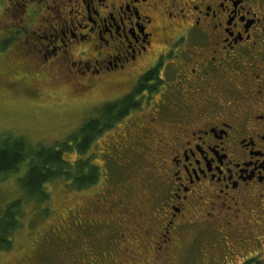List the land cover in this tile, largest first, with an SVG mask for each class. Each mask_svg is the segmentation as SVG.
<instances>
[{
	"label": "flooded vegetation",
	"instance_id": "af4514ba",
	"mask_svg": "<svg viewBox=\"0 0 264 264\" xmlns=\"http://www.w3.org/2000/svg\"><path fill=\"white\" fill-rule=\"evenodd\" d=\"M51 1L53 16L36 28L48 43L38 51L44 60L84 54L71 62L79 75L114 77L130 86L115 101L140 100L112 129L142 101L159 100L153 115L160 122L132 124L154 145L169 188L162 243L207 224L226 249L227 241L263 246L264 0ZM22 2L29 27L47 4ZM241 261L261 264L255 253Z\"/></svg>",
	"mask_w": 264,
	"mask_h": 264
},
{
	"label": "rangeland",
	"instance_id": "374dc122",
	"mask_svg": "<svg viewBox=\"0 0 264 264\" xmlns=\"http://www.w3.org/2000/svg\"><path fill=\"white\" fill-rule=\"evenodd\" d=\"M45 1L46 10L27 27L22 0H0V143L22 138L36 148L68 142L87 120L98 117L104 104L130 88L114 77L103 82L79 75V66L71 62L83 60L84 54L74 53L68 61L44 60L38 51L48 43L37 38L36 28L53 16L49 7H55ZM154 102L159 100L142 101V110L91 147L87 155L100 168L95 185L76 190L64 182L47 184L46 213L33 202L23 203V225L10 249L0 250V264H240L254 253L264 264V245L255 249L227 241V250L207 224L171 233L167 245L162 243L161 204L169 188L153 157L154 145L134 125L157 121ZM155 126V136L161 138ZM136 140L146 146L133 148ZM63 157L78 160L74 152ZM24 173L25 166L0 180L1 216L22 196L19 180ZM114 203L119 210L125 206L126 215Z\"/></svg>",
	"mask_w": 264,
	"mask_h": 264
},
{
	"label": "trees",
	"instance_id": "16d2710c",
	"mask_svg": "<svg viewBox=\"0 0 264 264\" xmlns=\"http://www.w3.org/2000/svg\"><path fill=\"white\" fill-rule=\"evenodd\" d=\"M132 98L106 103L100 108L98 117L87 120L68 142L57 143L54 147L32 148L22 138H7L0 143V180L18 173L25 166V173L19 180L22 196L0 215V250L10 249L13 235L22 227L24 202H33L40 212L46 213L47 184L64 182L68 187L81 190L98 182L100 168L87 154L99 137L139 107L140 100ZM73 152L78 155L77 161L72 163L63 157V154Z\"/></svg>",
	"mask_w": 264,
	"mask_h": 264
}]
</instances>
